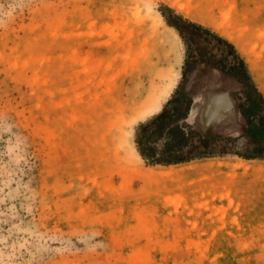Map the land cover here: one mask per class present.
Instances as JSON below:
<instances>
[{
  "label": "rangeland",
  "instance_id": "374dc122",
  "mask_svg": "<svg viewBox=\"0 0 264 264\" xmlns=\"http://www.w3.org/2000/svg\"><path fill=\"white\" fill-rule=\"evenodd\" d=\"M189 24L244 61L254 131L188 116L212 153L150 165L140 125L208 69ZM0 264H264V0H0Z\"/></svg>",
  "mask_w": 264,
  "mask_h": 264
},
{
  "label": "trees",
  "instance_id": "16d2710c",
  "mask_svg": "<svg viewBox=\"0 0 264 264\" xmlns=\"http://www.w3.org/2000/svg\"><path fill=\"white\" fill-rule=\"evenodd\" d=\"M189 28L193 30V36L189 38L177 28L184 43L188 41L185 68L192 66L190 70L200 67L217 69L243 83V77L247 75L246 66L234 46L199 25L189 24ZM195 37L199 38V44L194 43ZM183 76L186 80L188 75L185 71ZM192 99L183 92H175L160 114L140 125L136 132L135 143L139 155L146 163L150 165L182 164L212 153L205 151L203 152L205 155H192L185 152V147L194 138L198 143L206 146L212 139L209 136L202 138L198 132L191 130L186 124H179L180 121L188 119ZM239 109L248 125L246 136L251 139V133L254 131L252 115L242 104L239 105ZM166 136L168 139L162 142L160 147L158 143ZM213 138L223 140L220 136Z\"/></svg>",
  "mask_w": 264,
  "mask_h": 264
},
{
  "label": "bare ground",
  "instance_id": "6f19581e",
  "mask_svg": "<svg viewBox=\"0 0 264 264\" xmlns=\"http://www.w3.org/2000/svg\"><path fill=\"white\" fill-rule=\"evenodd\" d=\"M197 74L199 75L200 71L192 75L188 84V88L192 87L193 83L196 88L190 118H197V115L202 113L201 116L206 117L208 121L212 118L207 130L228 136L238 135L243 126V116L239 110L238 98L232 92L234 83L214 69H206L199 77Z\"/></svg>",
  "mask_w": 264,
  "mask_h": 264
},
{
  "label": "crops",
  "instance_id": "0c3cea01",
  "mask_svg": "<svg viewBox=\"0 0 264 264\" xmlns=\"http://www.w3.org/2000/svg\"><path fill=\"white\" fill-rule=\"evenodd\" d=\"M209 69V68H208ZM211 69V68H210ZM217 70V69H216ZM217 71H220V70H217ZM221 73H223L222 71H220ZM223 74H225V73H223ZM189 82H190V80H188V84H189ZM186 92H187V89H186ZM190 98H191V96H190ZM192 99V98H191ZM192 104H193V102H192ZM192 104H191V107H192ZM191 107H190V111H191ZM240 110V109H239ZM189 111V112H190ZM244 118V117H243ZM245 119V118H244Z\"/></svg>",
  "mask_w": 264,
  "mask_h": 264
}]
</instances>
